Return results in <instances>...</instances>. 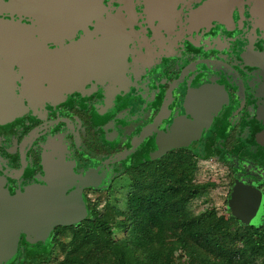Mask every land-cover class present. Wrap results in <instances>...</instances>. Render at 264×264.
Returning <instances> with one entry per match:
<instances>
[{
    "label": "flooded vegetation",
    "instance_id": "flooded-vegetation-1",
    "mask_svg": "<svg viewBox=\"0 0 264 264\" xmlns=\"http://www.w3.org/2000/svg\"><path fill=\"white\" fill-rule=\"evenodd\" d=\"M180 156L264 194V0H0V264H96L101 194Z\"/></svg>",
    "mask_w": 264,
    "mask_h": 264
},
{
    "label": "trees",
    "instance_id": "trees-1",
    "mask_svg": "<svg viewBox=\"0 0 264 264\" xmlns=\"http://www.w3.org/2000/svg\"><path fill=\"white\" fill-rule=\"evenodd\" d=\"M195 160L168 157L132 173L125 210L105 216L75 235L76 260L96 264H252L264 257V234L242 231L228 214L211 208L193 215L189 204L212 183H195ZM241 245L243 247H241Z\"/></svg>",
    "mask_w": 264,
    "mask_h": 264
},
{
    "label": "rangeland",
    "instance_id": "rangeland-1",
    "mask_svg": "<svg viewBox=\"0 0 264 264\" xmlns=\"http://www.w3.org/2000/svg\"><path fill=\"white\" fill-rule=\"evenodd\" d=\"M194 160L197 167L195 183L206 184L211 180L212 186L189 204V210L193 215H199L211 208H215L221 215L226 214L228 208V215L243 230L250 226L264 224V194L258 188L251 186L242 190L238 194L237 202L232 205L228 200L229 188L223 176L224 167L220 168V166L204 162L200 158H194ZM132 183L130 179L122 178L118 183H115L113 191L102 193L100 213H103L106 208L125 210L128 195L134 190ZM236 184L241 185L242 183ZM233 193L231 191L230 199Z\"/></svg>",
    "mask_w": 264,
    "mask_h": 264
},
{
    "label": "water",
    "instance_id": "water-1",
    "mask_svg": "<svg viewBox=\"0 0 264 264\" xmlns=\"http://www.w3.org/2000/svg\"><path fill=\"white\" fill-rule=\"evenodd\" d=\"M47 57L50 62L51 61L52 62L53 61H57V62L63 61V50L51 52ZM55 67L58 69L61 68L59 65ZM198 116H195L196 120L194 122H188L186 124V132H183L181 128L175 127L172 129L171 136H167V135L162 136L160 139L159 145H158V151L148 155L146 160L144 159L145 162L155 161L157 158H160L166 155L172 149H177V148L188 146L190 142L194 140H198L199 134L201 131V126L203 123L202 119L197 118ZM247 188L248 187H245L242 184L236 185L233 189L234 193L232 195V198L229 200L230 204L234 205L235 202H237L238 194L242 190H246ZM67 224L70 225L71 223H67Z\"/></svg>",
    "mask_w": 264,
    "mask_h": 264
}]
</instances>
